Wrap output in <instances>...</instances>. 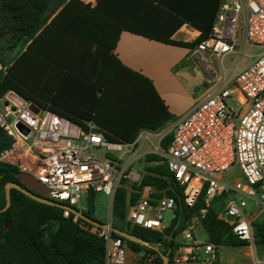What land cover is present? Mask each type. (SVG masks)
Returning a JSON list of instances; mask_svg holds the SVG:
<instances>
[{"label":"trees","instance_id":"trees-1","mask_svg":"<svg viewBox=\"0 0 264 264\" xmlns=\"http://www.w3.org/2000/svg\"><path fill=\"white\" fill-rule=\"evenodd\" d=\"M121 1L97 0L92 6L82 0H0V63L7 68L0 71V96L14 90L42 108L80 124L94 120L113 141L133 142L142 128L161 129L173 117L152 80L125 66L113 52L123 29L151 35L123 21L116 12H109L107 6L115 9ZM157 1L175 10L167 0ZM221 4L222 0H197L188 12L175 10L181 16L167 36L154 39L194 48L212 34ZM95 18L105 20V36L97 26L87 24ZM184 22L201 31L192 42L171 38ZM67 33L78 36L79 56H65L63 50H36L49 34ZM172 138L170 132L162 139L164 150ZM11 143L12 138L0 127V152ZM146 160L154 164L142 179L130 185L123 178L116 190L112 204L114 226L158 244L163 253H168L170 264L178 256L177 236L195 216L206 230L208 241L218 247L250 244L215 209L214 202L224 195L215 197L209 205L202 195L194 206H189L184 187L177 182L166 158L151 153ZM21 172L16 165L0 160V209L6 205L5 184L20 182ZM144 186L151 187L154 203L166 196L177 201L176 216L163 230L133 225L127 219L131 205L139 197L138 190ZM94 210L95 206L85 212L94 217ZM92 226L82 218L75 221L73 213L65 216L62 208L12 188L11 205L0 212V264H105V241L89 229ZM254 235L255 243L264 246V221L254 222ZM120 237L133 251L154 254L155 264L163 263L154 248ZM142 262L143 259L137 264ZM211 264H221L219 252Z\"/></svg>","mask_w":264,"mask_h":264},{"label":"built area","instance_id":"built-area-1","mask_svg":"<svg viewBox=\"0 0 264 264\" xmlns=\"http://www.w3.org/2000/svg\"><path fill=\"white\" fill-rule=\"evenodd\" d=\"M248 47L259 51L246 53ZM192 49L210 51L222 62L228 55L238 54L235 68L239 67V71L232 78H225L164 132L142 128L133 142L113 141L94 120L80 124L10 90L0 96V127L12 143L0 152V160L42 182L49 198L85 211L87 206L82 205V199L91 190L95 194L104 192L113 201L123 178L139 182L143 173L131 168V163L140 158L143 149L160 147L162 139L171 132L168 149L157 154L166 158L177 182L184 187L185 202L194 206L203 195L209 205L215 197L226 195L227 204L219 213L220 218L240 237L255 242L254 222L264 211V0H222L212 34ZM244 54L249 59L241 66ZM6 69L0 63V71ZM140 139L145 142L140 144ZM97 148H105L107 155L120 151L122 154L102 158L96 154ZM126 153L132 154L130 161L122 164ZM233 167L240 169L243 180L229 183L224 175ZM233 192L257 199L260 209L245 213V202L240 204ZM138 193L129 209L128 221L163 230L165 211L172 210L173 218L176 216V199L166 196L154 203L149 186ZM63 210L65 216L72 213ZM205 212L206 208L202 210ZM78 218L74 214V220ZM196 219L200 221L197 216ZM89 229L105 241V264H126L128 246L120 236L96 225ZM186 236L193 234L187 232ZM201 247L211 254L208 262L212 261L218 246L194 238L190 251L174 264L200 259ZM256 261L264 264V258ZM144 264H155V256Z\"/></svg>","mask_w":264,"mask_h":264},{"label":"crops","instance_id":"crops-1","mask_svg":"<svg viewBox=\"0 0 264 264\" xmlns=\"http://www.w3.org/2000/svg\"><path fill=\"white\" fill-rule=\"evenodd\" d=\"M82 1L92 6L97 3V0ZM196 2L197 0H167V3L179 12H188L189 9L195 7ZM107 9L111 14L116 12L123 21L134 28L151 34L143 35L123 29L113 52L125 66L152 80L172 114L173 119L165 123L169 127L187 114L197 102L208 95L225 78H232L239 71V67L235 68V65L229 70H222L218 63L219 57L210 51L193 52V49L189 47L155 40L154 38L166 37L168 31L181 16L179 12L157 0H122L115 9L112 6L109 8L107 6ZM87 24H92V27L97 26L98 32L106 35L105 20L89 19ZM109 33L107 32L108 36H110ZM200 33L199 29L184 22L172 33L171 38L192 42ZM80 48L78 36L67 33L64 36L49 34L43 42L37 45L36 50H63V55L74 57L79 56ZM247 62L244 61L241 66ZM194 218L189 222L188 228L176 238L177 243L180 244L176 259L190 251L191 244L196 238L193 230L196 226ZM168 225L165 224V226ZM187 232H191L193 237H187ZM189 238L193 240L190 241ZM221 248L217 247L216 253ZM138 255L139 253L128 247L126 264H137Z\"/></svg>","mask_w":264,"mask_h":264},{"label":"rangeland","instance_id":"rangeland-1","mask_svg":"<svg viewBox=\"0 0 264 264\" xmlns=\"http://www.w3.org/2000/svg\"><path fill=\"white\" fill-rule=\"evenodd\" d=\"M257 51L259 50L251 49L248 47L245 52L255 53ZM237 59H238V56L236 54H231L227 56L223 62L219 59L218 63L222 70H226V69L229 70L236 64ZM248 59L249 57L246 54H244L241 58V63H243L244 61L247 62ZM200 87L202 88L203 86H200ZM231 103L235 105L234 101L232 100H231ZM167 128H170V127L168 125H164L161 129H159L158 132H164ZM144 142L145 141H143V139L139 140L140 144H143ZM95 152L98 156L102 158L106 156L117 158L122 154V151H120V152H109V155H107L106 153L107 151L105 148H97L95 149ZM151 153L162 154L163 153L162 146L160 145V147L158 146L157 148L148 147V148L143 149L140 153V158L131 163V168L137 169L143 174L147 172V168H149L150 166L154 164L153 161L150 162L146 160L147 154H151ZM131 155H132L131 153L124 154L123 159L121 160V163L125 164L129 162ZM224 179L228 181L229 183H234L238 179L243 180V175L238 167H233L225 173ZM135 183H137V181H134L131 179L129 180L130 185L135 184ZM233 196L236 198V200L240 204L242 201L245 202V205L242 206V208L244 212L247 214L253 213L259 210L261 207V204L259 203L257 199L251 198L241 192H233ZM86 199L87 197L84 196L82 199V205L87 206L85 211L88 212L89 206H88V202ZM112 204H113V201L111 200V197L109 195H107L104 192L97 193L95 196V210L93 213L94 217L101 221L113 222ZM226 204H227V196L224 195L220 199L216 200V202H214L213 205L219 213H222L225 209ZM194 219H195L194 221H195L196 226L193 228V230L196 235V238L201 243L208 242V234L206 230L204 229L203 226H201V223L199 220H197L196 218ZM172 220H173V211L172 210L165 211L164 223L168 225L169 223L172 222ZM257 220L264 221V211L259 214ZM189 240L192 241L193 238H189ZM155 245L160 248L158 244H155ZM136 253H139L137 262L143 259L142 264H144V262L148 260L150 257L155 256L154 254H145L144 252H136ZM199 254H200V259L195 260V261L191 260L187 264H211V261L208 262V260L211 258V254L207 252L204 247L199 250ZM219 254H220L219 256H220L221 264H257L256 258L258 257L264 258V246L256 244L255 242H250L249 245L243 246V247H222L221 249H219Z\"/></svg>","mask_w":264,"mask_h":264},{"label":"water","instance_id":"water-1","mask_svg":"<svg viewBox=\"0 0 264 264\" xmlns=\"http://www.w3.org/2000/svg\"><path fill=\"white\" fill-rule=\"evenodd\" d=\"M19 179L20 182L9 181L5 184L6 205L0 209V212L5 211L7 208H9V206L11 205V190L12 188H16L40 202L55 205L62 209H68L73 214L78 215L80 218L86 220L87 222L93 225L99 226L101 228L111 229L115 233L125 237L128 240L154 248L160 253L163 259L162 264H170V258L168 253H163L160 250V248L156 246L154 243H151L128 230H122L114 226L112 222L101 221L99 219L94 218L92 215L86 213L85 211L78 209L72 205L65 204L49 198L48 196H46L47 193L44 184L40 182L38 179H36L34 176H32L30 173L22 171L19 174ZM95 196H96L95 192L91 190L87 197L89 207L95 206Z\"/></svg>","mask_w":264,"mask_h":264}]
</instances>
